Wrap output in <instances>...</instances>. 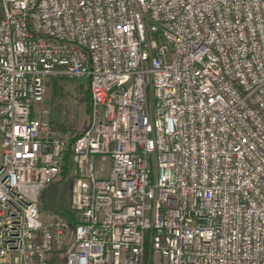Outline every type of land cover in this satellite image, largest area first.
Returning a JSON list of instances; mask_svg holds the SVG:
<instances>
[{"label": "built area", "instance_id": "2783aa9c", "mask_svg": "<svg viewBox=\"0 0 264 264\" xmlns=\"http://www.w3.org/2000/svg\"><path fill=\"white\" fill-rule=\"evenodd\" d=\"M55 77L93 106L71 221ZM0 264H264V0H0Z\"/></svg>", "mask_w": 264, "mask_h": 264}, {"label": "rangeland", "instance_id": "374dc122", "mask_svg": "<svg viewBox=\"0 0 264 264\" xmlns=\"http://www.w3.org/2000/svg\"><path fill=\"white\" fill-rule=\"evenodd\" d=\"M58 81L61 87L57 95L53 86ZM43 106L48 109L47 117L54 121L57 131L71 141L86 129L92 121L93 106L89 93V83L86 79L55 77L50 79ZM57 125L65 127V131ZM72 186L71 173L61 174L58 180L51 184L41 196L42 216H50L71 221L70 194Z\"/></svg>", "mask_w": 264, "mask_h": 264}, {"label": "trees", "instance_id": "16d2710c", "mask_svg": "<svg viewBox=\"0 0 264 264\" xmlns=\"http://www.w3.org/2000/svg\"><path fill=\"white\" fill-rule=\"evenodd\" d=\"M60 89H61V87L59 86L58 81L56 80V81H55V84H54V86H53L54 94L57 95V94L59 93ZM89 93H90V89H89ZM90 97H91V93H90ZM51 124H52V126H53L55 129H57V127H55V125H54V121H53V120H52ZM57 126H58V128H61V130L65 131V127H62V126H60V125H57ZM80 134H81V132H80L78 135H80ZM78 135H77V136H78ZM77 136L74 137V139H72V140L70 141V146H69V148H68V150H67V155H66V162H65L66 165H65V167H64V169H63V172H62V174H64V175H65L66 172H67V158H68V155H69V152H70L71 143L77 138Z\"/></svg>", "mask_w": 264, "mask_h": 264}, {"label": "crops", "instance_id": "0c3cea01", "mask_svg": "<svg viewBox=\"0 0 264 264\" xmlns=\"http://www.w3.org/2000/svg\"><path fill=\"white\" fill-rule=\"evenodd\" d=\"M46 191H47V188L43 191L42 196H45Z\"/></svg>", "mask_w": 264, "mask_h": 264}]
</instances>
